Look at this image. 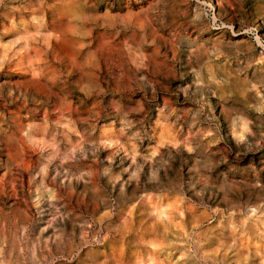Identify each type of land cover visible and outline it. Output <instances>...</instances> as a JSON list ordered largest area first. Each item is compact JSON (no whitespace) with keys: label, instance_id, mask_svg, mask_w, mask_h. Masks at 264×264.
Returning <instances> with one entry per match:
<instances>
[{"label":"rangeland","instance_id":"1","mask_svg":"<svg viewBox=\"0 0 264 264\" xmlns=\"http://www.w3.org/2000/svg\"><path fill=\"white\" fill-rule=\"evenodd\" d=\"M254 31L264 0H0V264H264Z\"/></svg>","mask_w":264,"mask_h":264},{"label":"built area","instance_id":"2","mask_svg":"<svg viewBox=\"0 0 264 264\" xmlns=\"http://www.w3.org/2000/svg\"><path fill=\"white\" fill-rule=\"evenodd\" d=\"M253 39L255 41L256 46L259 48L260 53L264 54V39L260 38L256 35V32H253Z\"/></svg>","mask_w":264,"mask_h":264},{"label":"bare ground","instance_id":"3","mask_svg":"<svg viewBox=\"0 0 264 264\" xmlns=\"http://www.w3.org/2000/svg\"><path fill=\"white\" fill-rule=\"evenodd\" d=\"M4 181V180H3ZM1 218V217H0Z\"/></svg>","mask_w":264,"mask_h":264}]
</instances>
